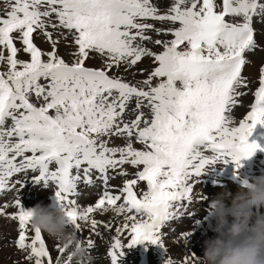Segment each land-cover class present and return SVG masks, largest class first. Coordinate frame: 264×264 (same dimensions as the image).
<instances>
[{
    "label": "snow or ice",
    "instance_id": "obj_1",
    "mask_svg": "<svg viewBox=\"0 0 264 264\" xmlns=\"http://www.w3.org/2000/svg\"><path fill=\"white\" fill-rule=\"evenodd\" d=\"M8 9L0 16V194L12 190L14 175L38 172L34 182L55 185L52 205L65 210L88 252L95 244L84 240L81 222L99 235L98 227L110 224L93 216L110 210L124 218L107 253L110 264L139 243L165 248L162 229L192 204L193 177L229 162L238 170L242 160L264 151L249 140L264 126V66L251 110L239 121L232 115L248 86L242 70L246 54L258 47L253 22H264V0H172L163 14L153 0H9ZM149 30L172 38L153 40ZM37 33L50 51L34 42ZM69 36L66 60L59 44ZM144 58L155 67L137 84L113 74ZM113 138L124 146H109ZM125 164L137 169L135 178L113 191L109 170ZM93 172L104 190L94 205L81 207V174L92 185ZM8 206L0 216L18 222L15 244L27 264H81L59 241L49 247L19 199L15 212L7 213ZM183 235L187 241L192 233ZM198 258L189 252L181 264Z\"/></svg>",
    "mask_w": 264,
    "mask_h": 264
},
{
    "label": "clouds",
    "instance_id": "obj_2",
    "mask_svg": "<svg viewBox=\"0 0 264 264\" xmlns=\"http://www.w3.org/2000/svg\"><path fill=\"white\" fill-rule=\"evenodd\" d=\"M254 207L264 208V175L235 193L218 192L210 201L218 235L205 241L204 254L195 264H264V215L258 216ZM27 211L32 229L59 241L75 261L88 264L87 247L68 227L63 208L37 204Z\"/></svg>",
    "mask_w": 264,
    "mask_h": 264
},
{
    "label": "rangeland",
    "instance_id": "obj_3",
    "mask_svg": "<svg viewBox=\"0 0 264 264\" xmlns=\"http://www.w3.org/2000/svg\"><path fill=\"white\" fill-rule=\"evenodd\" d=\"M171 2H172V0H164V2H161V0H153V3L154 4H156L157 6H158V8H159V10H160V12L163 14L166 10H167V7H169L170 6V4H171ZM8 3H9V0H0V16H2V15H5V13H6V11L7 10H9L8 9ZM150 23H152V24H154V27L155 28H167V27H169V25H167V24H160L159 25V23H156V21H152V20H148ZM167 25V26H166ZM253 26H254V30H255V39H256V41H257V45H258V47L255 49V50H253V51H250V52H248L247 54H246V56H247V61H249L247 64H246V67H247V69L246 70H244V71H247L248 69H250V68H252L253 66V70L255 71V74H256V78L258 77V75H259V69L258 68H260L261 66H264V22H262L261 21V19L259 18V17H255L254 18V22H253ZM146 35H148V36H151L152 37V39L153 40H155V39H162V40H168V39H171L172 37L170 36V35H157L156 33H155V31H153V30H149L147 33H146ZM37 39H38V37H36V39L34 40V42H36L37 41ZM145 46L147 47V48H149V49H151L152 51H154V52H157V53H159V51H162V48L160 47V46H157V45H155V44H153L152 42H145ZM154 48V49H153ZM20 56V58L21 59H28V56L26 55V54H24V56L23 55H19ZM255 58H256V60H255ZM144 59H146V60H150L148 63L149 64H151L150 66H144L143 64H148V63H146V60H143L142 62H143V64L141 63V65L142 66H138V65H140V63H138L136 66H134V67H132V68H130L131 69V73L133 74V75H135L136 77H138V78H140L141 79V81L142 80H144V79H146L147 78V75H148V70H150L151 68H153V67H155V64H153L152 63V60H151V58L149 59V58H144ZM153 64V65H152ZM252 65V66H251ZM248 66H249V68H248ZM145 70L143 73L141 72V70ZM123 74H125V73H123ZM133 75H129V78L130 79H133ZM243 75V74H242ZM245 78H246V76H244ZM132 81V80H131ZM247 81V80H246ZM259 81V80H258ZM130 83H132L133 84V82H130ZM258 86H255L254 88L256 89ZM244 89H246V88H244ZM255 89L253 90V93L255 92ZM240 91L242 92V88L240 89ZM246 95H247V92H246ZM242 96V95H241ZM240 96V97H241ZM248 96V95H247ZM239 97V99H238V101L240 102V104L242 105V106H240L239 105V103L237 104V106L238 107H241V109H245V108H247V103H248V99H246V100H244L243 101V99H242V97L240 98ZM246 98V97H245ZM251 99V98H250ZM251 103H252V100H251ZM245 104V105H244ZM244 105V106H243ZM135 106V102L133 101L132 102V107H134ZM145 111H147V109H145ZM236 111V110H235ZM234 111V112H235ZM131 118V115H125V120H128V119H130ZM263 129H264V127H263ZM262 133H264V131L262 130L261 131ZM258 134H256L255 135V137L254 136H251L249 139H251V138H255V141H257L258 143H263L264 144V139H261V138H264V134L263 135H258V138L260 137V139L261 140H257L258 138H256V136H257ZM120 140H123V139H120ZM263 140V141H262ZM113 143V141L110 143V145H113V146H123L122 144H121V142L120 143H117V142H114V144H112ZM117 143V144H116ZM261 143V144H262ZM121 144V145H120ZM139 145H137V147H138ZM122 167H124V169L123 170H125V168L128 170V172L127 173H131V174H134V172H135V170H136V168H133L131 165H127V164H125V165H123V166H121V168ZM114 173V175H115V179H117V176H118V172L116 171V172H111L110 171V175H112ZM204 177L206 178L207 177V175H206V173L204 174ZM201 178V177H200ZM200 178H197V177H193V179H192V183H193V185H195L196 184V181L197 180H199ZM203 178V177H202ZM196 179V180H195ZM235 186H236V184H235ZM225 190H227V191H229V192H233V193H235L236 192V190L237 189H235V188H231V189H228V188H226ZM224 190V191H225ZM25 193L27 194H30V190H28V188L27 189H25ZM49 193H48V195H47V197H46V204H48L49 203V194H50V191H48ZM217 192H221V191H217ZM21 194V193H20ZM204 194H209V195H212V192L208 189V188H205L204 189ZM192 196H193V198H194V196H195V193H193L192 194ZM200 197H198L197 199H195V201H197L196 203L197 204H193V205H191L190 206V208H191V210H193L194 212L195 211H198V207H201L200 208V210L199 211H201L200 213H198V214H196V216L197 217H199L201 214H203V213H205V209L204 210H202L203 209V205H205L206 204V200L205 199H203L202 197H201V195H199ZM47 198H48V200H47ZM210 201V200H209ZM198 203H203V205L202 204H200V206H199V204ZM26 206V205H25ZM0 207H2V206H0ZM28 207H32V206H28ZM253 211H257V213L259 214V215H264V208H259V207H254V209H253ZM191 212V211H190ZM190 214V213H189ZM195 216V217H196ZM119 217V216H118ZM99 218H100V216H99ZM193 219V218H192ZM230 220H231V218H230ZM124 220H122L121 218H118V220H117V224H115V226L117 227L118 225H121V224H123L122 222H123ZM181 222H183V226H180L181 228H183L184 230H186L187 229V227L189 226L190 227V225H189V222H188V220H187V218H184V219H182V221ZM181 222H179V223H181ZM208 222V223H207ZM118 223H120V224H118ZM191 224L193 223V220H191V222H190ZM16 224V223H15ZM205 224H206V226H205ZM208 224H211L212 225V221H209V220H207V221H205V222H203V225L202 224H200L199 225V227L197 228L198 229V231H200V232H198V231H195V228H193V225L188 229V231H187V233L188 232H191L192 233V236L191 237H188L187 238V241H186V239L183 241V239H182V241H179L178 243H168V250H171V246H175L176 248H177V250L178 251H172V252H170L169 253V255H173V261L174 262H178V264H181V261L183 260V258L186 256V255H188L189 254V252H192L193 254H195L196 256H198V257H201V256H203V254H204V250H205V241L207 240L206 238H208V234L206 233V231H209V226L210 225H208ZM87 225V224H86ZM85 225V228H87L88 230L90 229V226L88 225V226H86ZM110 227V228H103V229H100V230H98L97 229V232L99 233V235H96V234H94V233H92L94 236H95V240H96V242L94 241V244H96L95 245V247L96 248H98L97 249V252L98 253H101V254H103V251L101 250L102 249V246L104 247V246H107L108 244H111L112 242H113V240H112V237H114L115 235H116V231H115V229H116V227ZM212 226H214V225H212ZM15 227H16V229L14 230V232H11V233H14L13 235L15 236V238H16V233H18V227H17V224L15 225ZM113 228V229H112ZM115 228V229H114ZM103 230H105V233L103 232ZM107 230H109V231H107ZM112 230V231H111ZM111 231V232H110ZM212 231H214V230H212ZM1 232V231H0ZM86 232V231H85ZM85 232H83L82 234H84ZM89 232H90V230H89ZM101 232V233H100ZM91 233V232H90ZM110 233V234H109ZM111 233H114V236H112V234ZM214 233H216V232H214ZM217 234V233H216ZM13 235H11V237L12 238H10V237H5V241H6V243L5 242H1L0 243V246L1 247H3V248H1L0 247V261H1V259H4V263H2V262H0V264H27V262L24 260V253H22V252H20L19 250V252L17 251V248H16V250L15 251H13L10 247L8 248V247H4V246H12L13 247V245H15L16 246V244L14 243V240H13V243L11 244V241H12V239L14 238V236ZM107 235V236H106ZM0 236H4V235H0ZM98 236V237H97ZM103 237H104V239L106 238V237H108V238H106L107 240H109V241H105V242H103ZM125 235H123L122 236V240L123 241H125ZM181 237V234H180V236L178 237V240H179V238ZM182 237H183V233H182ZM14 238V239H15ZM4 238H2V239H0V241H2ZM48 241V240H47ZM172 241V240H171ZM48 243L50 244V242L48 241ZM125 243V242H124ZM100 244V245H99ZM170 244V245H169ZM102 245V246H101ZM101 246V247H100ZM95 247H94V249H95ZM15 248V247H14ZM3 249L5 250H8V249H11V256H9L8 258L7 257H5L4 256V251H3ZM93 249V250H94ZM153 250V251H152ZM125 252V251H124ZM14 253V254H13ZM88 253H91V251L90 252H88ZM101 254H99V256L100 257H102V255ZM155 254H156V251L153 249V248H151V252H147V254L146 255H149V257H148V264H158L157 263V261L156 260H158V258H156V257H154L155 256ZM167 254V253H166ZM166 254H165V257H166ZM53 255H55V253H53ZM3 257V258H2ZM164 257V258H165ZM94 258V257H93ZM95 260H97V259H95ZM165 260H167V259H165ZM127 261V262H126ZM125 264H136V262H135V259L134 258H132V262H131V259H128V260H125Z\"/></svg>",
    "mask_w": 264,
    "mask_h": 264
},
{
    "label": "bare ground",
    "instance_id": "obj_4",
    "mask_svg": "<svg viewBox=\"0 0 264 264\" xmlns=\"http://www.w3.org/2000/svg\"><path fill=\"white\" fill-rule=\"evenodd\" d=\"M148 23H150V22H148ZM156 23H159V22H156ZM161 23H159V25H160ZM162 25V24H161ZM167 26V25H166ZM36 37H38V39H37V41L35 42L36 44H37V46L38 47H40L42 50H44V51H50L51 49H50V45L49 44H47V43H45L44 42V37L41 35V34H39V33H37L36 35H35V37H34V40L36 39ZM264 40V39H263ZM264 43V42H263ZM71 44V37L69 36V38H68V41H64V40H61L60 41V44H59V54L62 56V57H64L66 60H70V57L67 55V53L71 50V48L69 47V45ZM17 46L18 47H20V45H19V43H17ZM154 49V48H153ZM160 52V51H159ZM19 55H23L24 56V53L23 52H21ZM150 59V58H149ZM143 60H146V59H143ZM142 60V61H143ZM255 60H256V58H255ZM150 60H146V63H148ZM249 62V61H248ZM91 63V62H90ZM141 63L143 64V62H140V65H138V66H142L141 65ZM153 63V62H152ZM154 64V63H153ZM152 64V65H153ZM144 66H150L151 64H143ZM252 66V65H251ZM254 67V66H253ZM253 67L252 68H250V69H248L247 71H244V70H246L247 69V67L245 66L244 68H243V70H242V74H243V76H246V80H247V87H246V89H244V88H242V99H243V101L244 100H246V99H250V100H252V102H253V98H254V93H253V90L255 89L254 87L255 86H258V83H257V78H256V74H255V71L253 70ZM248 68H249V66H248ZM123 73H125V74H123ZM113 74H118V75H120V76H122L127 82H133V84H137V82L138 81H141V79L140 78H138V77H136L135 75H133L132 73H131V69H129L128 71H125L124 70V68H121L118 72H117V70H113ZM129 75H133V79H130L129 78ZM132 80V81H131ZM256 90V89H255ZM246 92H247V95H246ZM240 97V98H241ZM246 97V98H245ZM239 105L240 106H242L241 104H240V102H239ZM245 105V104H244ZM243 105V106H244ZM252 105V103L250 104V106ZM246 109V108H245ZM245 109L243 110V109H241V107H238V106H236L235 107V109H234V111H233V113H232V115H233V118H234V120L235 121H239L240 119H242V118H244L245 117V114H246V112H245ZM246 110H248V109H246ZM262 131V130H261ZM261 134H258V135H263L264 133H262V132H260ZM258 135L256 136V138H258ZM114 139H117V138H114ZM261 139H264V138H261ZM260 139V137L257 139V140H261ZM113 141V143L112 144H114V140H112ZM118 141L119 142H122L123 140H120V139H118ZM264 142V141H263ZM262 143V142H261ZM261 143H259V144H261ZM117 144V143H116ZM121 145V144H120ZM110 146H113V145H110ZM128 165V164H127ZM230 167H232V166H230ZM122 169H124V167H122ZM30 176V174H28V177ZM205 178L204 176H201V178ZM200 178V177H199ZM200 178V179H201ZM23 180H25V179H23ZM27 180V179H26ZM196 180V179H195ZM234 186V187H233ZM233 188H235V189H238L239 187L236 185L235 186V183H233ZM25 189H27V188H17L16 189V191L20 194V193H22V192H26L25 191ZM228 189H231V188H228ZM48 191H50L51 192V190L50 189H48V188H46V189H40L39 187H35V188H33L32 189V191L30 192V194H25L24 195V201H25V204H27L26 206L28 207V206H36L37 204H40V205H43V206H45L46 205V197H47V195H48ZM88 192H92V191H94V189L93 188H91V189H88L87 190ZM233 193V192H232ZM80 202H85V199H83V197L82 198H79V203ZM197 202V201H196ZM203 205V204H202ZM199 206H200V204H199ZM202 207V206H201ZM198 210H200L199 208H198ZM191 213V212H190ZM94 217H96V216H94ZM97 218V221H103V222H106V223H109L110 224V227H114L115 226V224H117L116 222H117V220H118V218H120V216L118 217V216H116L111 210L110 211H108L106 214H103V216H100V218L99 217H96ZM122 223H124V221L122 222ZM208 223V222H207ZM118 224H120V223H118ZM173 225H178V226H183V222H181V223H175V222H173L172 223ZM15 223H14V220H12V219H10L9 217H6L5 215L4 216H0V235H8V234H11V232H14V230L16 229V227H15ZM85 225L86 224H84L83 222H81V226H82V229H83V232H85L84 234H82V236H83V238H84V240L86 241L89 237L93 240V241H95L96 242V240H95V236L92 234V233H90L89 232V230L87 229V228H85ZM208 225H210L208 228H209V231H206V233L208 234V238H206L207 240H210V239H213V238H215L218 234H216V233H214V231H212V228L214 227V226H212L211 224H208ZM86 226H88V225H86ZM118 226H120V225H118ZM117 226V227H118ZM18 227V226H17ZM116 227V226H115ZM104 227L103 226H100V227H98V230H100V229H103ZM113 229V228H112ZM115 229V228H114ZM107 231H109V230H107ZM112 231V230H111ZM110 231V232H111ZM82 232V233H83ZM103 232L105 233V230H103ZM101 233V232H100ZM213 233V234H212ZM17 234V233H16ZM110 234V233H109ZM112 234V236H114V233H111ZM79 235V234H78ZM107 236V235H106ZM45 237H46V240H48L49 242H50V244L48 243V241H47V243H48V245H49V247L51 248L52 247V245H53V243H54V239H51V238H49L46 234H45ZM98 237V236H97ZM15 238V237H14ZM106 238H108V237H106ZM104 239V237H103V242H105L107 239ZM113 238V237H112ZM123 239V238H122ZM14 240V239H13ZM206 240V241H207ZM107 241H109V240H107ZM123 242H125V241H123ZM112 244V243H111ZM111 244H109V245H111ZM96 245V244H95ZM170 245V244H169ZM1 247V246H0ZM4 247H10L13 251H15L16 250V248H14L15 247V245H13V247L12 246H4ZM1 248H3V247H1ZM11 249H8V250H4L3 249V251H4V256L5 257H9V256H11ZM1 250V249H0ZM95 250H96V247H95V249L94 250H91V253H88V256H89V258L90 259H92V260H94L93 262L95 263V262H98V260H95V258H93L94 256H95ZM17 251H18V249H17ZM153 251V250H152ZM172 251H178L177 250V248L175 247V246H171V250H169V252H172ZM1 252V251H0ZM19 252V251H18ZM169 252H167V254H166V257L163 259V260H165V259H167L168 258V256H169ZM125 253V252H124ZM14 254V253H13ZM55 256V255H54ZM155 257V256H154ZM3 258V257H2ZM122 259V258H121ZM0 262H2V263H4V259H1V261Z\"/></svg>",
    "mask_w": 264,
    "mask_h": 264
}]
</instances>
